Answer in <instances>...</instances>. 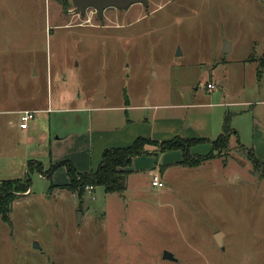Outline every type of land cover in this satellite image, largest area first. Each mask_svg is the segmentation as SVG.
Wrapping results in <instances>:
<instances>
[{"label": "rangeland", "instance_id": "1", "mask_svg": "<svg viewBox=\"0 0 264 264\" xmlns=\"http://www.w3.org/2000/svg\"><path fill=\"white\" fill-rule=\"evenodd\" d=\"M148 4L101 19L71 0H0V183L31 180L30 191L10 192L9 221L0 219V264H264V172L247 151L254 109L264 124V0ZM49 105L64 111L39 112L20 131L21 111ZM154 116L182 138L211 141L229 116L237 135L198 167L159 170L161 188L143 171L147 157L176 163L181 151L147 147L123 195L96 187L80 199L60 187L70 178L58 164L81 168L91 142L120 139L128 119L151 134ZM210 152V143L190 149L194 160ZM30 161L42 173H28Z\"/></svg>", "mask_w": 264, "mask_h": 264}, {"label": "trees", "instance_id": "2", "mask_svg": "<svg viewBox=\"0 0 264 264\" xmlns=\"http://www.w3.org/2000/svg\"><path fill=\"white\" fill-rule=\"evenodd\" d=\"M234 133L235 132L230 126L229 116H227L224 122L223 133L213 141L208 139L175 138L171 141L157 142L139 137L129 147L104 151L101 164L95 172L79 174L71 162H61L57 166L67 167L70 178V183L61 188L78 195L80 199H83L86 193L85 189L90 185L95 188L103 187L105 192L109 194L123 195L127 190L128 177L131 174V172L126 169L131 167L134 159L145 154H150L147 147H154L156 152L162 154L170 151H181L183 159L180 164L188 168H193L200 166L205 161L212 160L214 158V152L228 148L230 138ZM203 143L211 144L212 150L210 154L203 157L197 156L194 160V157L190 153V149L194 145L197 146ZM247 151L249 152V157L253 161V164L264 172V163L256 158L252 149H247ZM41 168V163L35 161L30 162L28 164V173L34 169L42 173L40 170ZM52 173L53 171L51 169L48 173V177H51ZM12 190L16 191V193H26L30 191L31 180L29 176L27 175L25 181L8 180L0 183V219L5 222L9 221V214L15 202V196L10 194Z\"/></svg>", "mask_w": 264, "mask_h": 264}, {"label": "crops", "instance_id": "3", "mask_svg": "<svg viewBox=\"0 0 264 264\" xmlns=\"http://www.w3.org/2000/svg\"><path fill=\"white\" fill-rule=\"evenodd\" d=\"M263 72H264V69L263 70H260L259 69V75L260 76H261V74ZM209 83H213V82L211 81ZM225 83H226V81H222L220 83V85L221 86H224ZM214 92H215V90L212 93H214ZM236 104H238V106L239 105H242V103H236ZM245 104L246 105H250V104H253V102H245ZM52 107L53 106L49 105L47 109L46 108L45 109H40V110H34V109H31V110L29 109L28 110V109H26V110H23V111H33V112H36V115L39 114V112H47L48 114H52V113L53 114H57V113H54V112L64 111L60 105H57V108H54V107L52 108ZM128 108H129V111H132L131 107H128ZM53 109H55V110H53ZM78 110H85V109H80L79 108ZM23 111H21V112H23ZM20 113H19V115H20ZM36 115H35L34 120L31 121V123L32 122L33 123L35 122ZM253 115H255V116H254V119H253V124L254 125H253V140H252V145L251 146H248L249 148L248 147H246V148L252 149L253 152H254V154H255V156H256V158L260 162L264 163V124H262L258 120V118H256V115H257L256 109H254ZM156 117L157 116H154L155 126L153 127V130H155V131H152L151 134H149V133L148 134H142V132H136L135 129H133V121L131 119H128L125 122V124H124L125 128H124V131H122L123 136L121 135V138L120 139L117 140L116 138H112V139L108 138L109 140L108 139H103L101 141H97L96 143L91 142L92 146H91V148H89L87 150L86 155L83 153V155H85L86 157H84V159H83V163L81 164V168L77 164L76 167L77 168L79 167V170L77 168H75L76 171L79 174H87V173H90V172L97 171V169L99 168V166L101 164L102 155H103L104 151H106L108 149H116V148H126V147H129L139 137L144 138V139H150V140L157 141V142H165V141H171V140H173L175 138H182L181 136H179V134H174V133H176L177 129H175L174 127H167L165 125L166 123H164L162 120H157ZM49 122L52 123V121L50 119H49ZM20 124H21V122H20ZM36 124H34V126H36ZM9 125H13V122L11 121L9 123ZM29 128H30L29 125H28V128L27 129H21V127H20V131H23V132L26 133L29 130ZM171 129H173V130H171ZM223 129H224V127H223ZM234 132L235 133L233 135H237L236 131H234ZM124 134H126V136H124ZM142 135H146V136H143L142 137ZM169 135H171V136H169ZM60 137L58 136V137L55 138L54 141H52L53 143H51V145L53 147V151H59L60 144L63 143V142H61L62 140H61ZM183 139H188V138H183ZM199 139H203V138H199ZM237 143L238 144H241L239 140H237ZM243 146L245 147V145H243ZM211 150H212V146H211ZM94 152L96 154V162H95ZM56 153L57 152H53L52 158H54L56 161H59V158L57 157L59 155H56ZM165 154L166 153H164L162 155L166 156ZM144 157H147V156H140V157L134 159V161H133L134 166H135V164H138L140 162V160L143 159ZM147 158H149L151 160L150 161L151 164L148 165V166L143 167L144 170H143V168H140V169L143 170L144 172H148L149 175H150V177H152V174H159L161 176V178H162V175L160 174L159 170L162 171V169H163L164 176H165L166 172L168 171L167 167L168 166H172L173 164H178L179 165V163H181V161L183 159V155H182V152H181V159L178 162H176V163H168V162H166V160H164V161H162V164L161 165H156V166L152 162V161H154L152 159L154 157H152V158L151 157H147ZM89 159H90V164H89ZM30 162H34V161H30ZM35 162H37V161H35ZM62 162H65V160L62 161ZM68 162H71V161H68ZM96 163L97 164L99 163L97 169H95V165H97ZM133 163H132V167L126 169V170L130 171L131 174L133 172L138 171V170H133ZM137 167H140V165L139 166H136V168ZM149 171H151V172H149ZM69 183H70V180L67 182V184H69ZM67 184H65V185H67ZM65 185H63V186H65ZM60 187H62V186H60Z\"/></svg>", "mask_w": 264, "mask_h": 264}, {"label": "water", "instance_id": "4", "mask_svg": "<svg viewBox=\"0 0 264 264\" xmlns=\"http://www.w3.org/2000/svg\"><path fill=\"white\" fill-rule=\"evenodd\" d=\"M72 5L75 10L84 15L90 9L95 10L100 18L103 17L106 10L110 8H116L119 10H125L136 4H142L144 6L148 5V0H71ZM227 52V50H225ZM81 218V215L79 216ZM224 234L219 232L215 234V240L217 244L224 250L222 244V238ZM35 249H40L38 243L34 244ZM164 260H169L172 262H177L178 260L174 257L173 254L165 251L163 255Z\"/></svg>", "mask_w": 264, "mask_h": 264}, {"label": "built area", "instance_id": "5", "mask_svg": "<svg viewBox=\"0 0 264 264\" xmlns=\"http://www.w3.org/2000/svg\"><path fill=\"white\" fill-rule=\"evenodd\" d=\"M216 89V85L214 83H208L206 90L208 93L213 92ZM36 115V112L33 111H23L20 113V127L21 129H27L29 123L34 120ZM152 186L157 188H161L164 186L163 182H162V178L159 174H152ZM86 192L87 193H93L95 191V187L94 186H87L86 187Z\"/></svg>", "mask_w": 264, "mask_h": 264}, {"label": "flooded vegetation", "instance_id": "6", "mask_svg": "<svg viewBox=\"0 0 264 264\" xmlns=\"http://www.w3.org/2000/svg\"><path fill=\"white\" fill-rule=\"evenodd\" d=\"M140 5H142V4H140ZM148 5H149V4H148ZM148 5H146L145 7H148ZM114 9H116V8H114ZM127 9H129V8H127ZM127 9H125V10H127ZM91 10H92V9H91ZM118 10H119V9H118ZM88 11H89V10H88ZM93 11H95V10H93ZM106 11H107V10H106ZM106 11H105V12H106ZM95 12H96V11H95ZM77 14H79V15H81V16H84V15H85V14L82 15V14H80V13H78V12H77ZM96 14H97V12H96ZM97 16H98V14H97ZM98 17H99V16H98ZM102 18H103V17H102ZM102 18H101V19H102Z\"/></svg>", "mask_w": 264, "mask_h": 264}]
</instances>
